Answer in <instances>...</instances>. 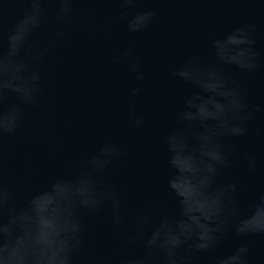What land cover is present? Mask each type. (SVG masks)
I'll list each match as a JSON object with an SVG mask.
<instances>
[{
    "label": "clouds",
    "instance_id": "1",
    "mask_svg": "<svg viewBox=\"0 0 264 264\" xmlns=\"http://www.w3.org/2000/svg\"><path fill=\"white\" fill-rule=\"evenodd\" d=\"M27 5L23 14L5 34V4ZM79 0H0V264H76V254L85 246L86 225L82 213L110 211L114 231H127L125 247L139 253L124 255L119 264H191L197 254L212 253L230 237L244 240L264 236V194L242 207V183L229 176L234 157L254 174L258 161L251 151L238 152L232 139L247 137L250 122L264 106L251 104L237 72H253L261 63L251 25L237 26L214 37L212 58L193 55L171 70L170 75L192 86V93L175 114V126L161 134L171 174L167 189L178 211L165 213L153 221L151 214L138 208L131 218L121 191L105 183L104 175L113 169L117 158L125 166V153L113 142L74 164V171L52 178L27 198L16 197L3 174V142L22 129L27 107L37 108L44 91L39 62L58 41L69 37L74 23L88 24L86 12L75 14ZM124 7L120 19H127L129 32L147 29L156 16L155 9L136 12L131 6L139 0H118ZM57 7L51 16L45 5ZM59 25L51 39H35L37 30ZM130 49L114 57L115 62L131 58ZM131 69L142 80L140 62ZM140 89L133 88L132 94ZM14 97L15 101L11 98ZM130 118L138 127L144 117L135 108ZM264 135L256 128L255 136ZM114 170V169H113ZM248 243L216 255L213 264H247Z\"/></svg>",
    "mask_w": 264,
    "mask_h": 264
},
{
    "label": "water",
    "instance_id": "2",
    "mask_svg": "<svg viewBox=\"0 0 264 264\" xmlns=\"http://www.w3.org/2000/svg\"><path fill=\"white\" fill-rule=\"evenodd\" d=\"M4 31L23 14L27 5L5 4ZM50 17L57 7L45 5ZM123 5L118 0H79L75 14L86 12L88 24L74 22L69 37L58 41L39 62L44 91L37 108L25 109L22 129L3 142L5 182L20 200L45 186L58 175L71 174L77 160L98 151L105 143H116L125 153V166L117 158L104 182L121 191L129 218L138 208L148 211L153 221L178 209L167 189L171 170L161 144V134L175 126V114L194 90L170 75L193 55L212 58L211 40L237 26L251 25L261 63L253 72H237L251 104L264 106V0H139L131 6L128 17L138 11L155 9L149 27L129 32L127 19H120ZM59 25L34 35L47 40L55 36ZM130 49L131 58L119 62L114 57ZM140 62L144 78L138 80L130 65ZM140 92L132 94L133 88ZM15 101V98H11ZM135 108L144 117L138 127L130 118ZM250 122L247 137L232 139L238 152L251 151L258 161L250 174L244 162L234 157L229 176L242 183L240 201L244 209L264 194V112H257ZM86 225L85 246L76 254V264H119L121 257L139 253V248L125 247L127 231L113 230L110 211L82 213ZM239 243H248L247 264H264V236L244 240L230 236L212 253L197 254L191 264H213L216 255L231 251Z\"/></svg>",
    "mask_w": 264,
    "mask_h": 264
}]
</instances>
